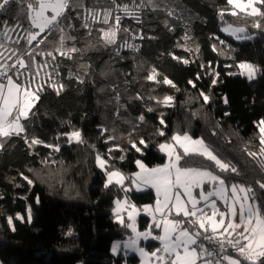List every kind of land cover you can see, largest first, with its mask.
Wrapping results in <instances>:
<instances>
[{
	"label": "trees",
	"instance_id": "obj_1",
	"mask_svg": "<svg viewBox=\"0 0 264 264\" xmlns=\"http://www.w3.org/2000/svg\"><path fill=\"white\" fill-rule=\"evenodd\" d=\"M84 3L97 10V22L90 19L85 29L81 25L87 13L83 9L71 12L75 27H66V34L76 40H66L62 49L67 52L74 44L82 51L61 55L56 50L58 31H46L31 44L16 46L26 63H32L38 52H52L55 82L40 88L34 115L23 121L26 132L7 139L0 150L1 262L139 264L135 254L111 253L116 239L131 235L114 215L115 200L128 194L135 204L144 205L154 203L156 195L150 188L125 192L115 183L105 188L106 171L97 165L96 157L100 154L108 161L107 170L132 174L138 169L137 160L149 166L163 164L166 155L159 145L171 141L176 133L202 138L238 174L221 172L213 161L197 154L184 156L182 166L210 169L228 184L251 186L264 210V189L257 184L264 182V170L257 163L264 157L249 155L259 152L257 124L264 120V28L252 27L258 18L230 15L232 6L227 0H152L151 4L148 0L143 4L142 0H116L120 9L111 0ZM26 4L22 0L6 6L0 20L28 30ZM124 4L133 15L125 14ZM105 8L112 9L108 24L100 22ZM77 15L81 18L76 19ZM117 15L122 18L119 27L127 31L118 33L116 44L105 46L99 29L114 25ZM221 20L243 25L252 38L236 41L221 30ZM4 29L0 24V33ZM29 51L31 56L25 54ZM14 61L10 58L2 64L7 67ZM243 61L259 68L257 78L249 80L239 74L237 65ZM23 69H18L21 82L28 79ZM16 72L12 69L8 75ZM149 75L155 78L149 80ZM165 77L171 85L163 82ZM61 84L64 87L57 94ZM166 96L173 97L169 105L162 103ZM74 131L80 132L82 142L70 141ZM32 139L41 143L31 144ZM141 139L147 147L139 143ZM29 208L31 223L27 222ZM17 214L24 217L23 222L15 219ZM9 216L15 231L7 222ZM149 223L148 216L139 217L141 229ZM185 227L198 231L194 224ZM200 232L198 243H203L205 233ZM147 246L154 250L160 243L152 240Z\"/></svg>",
	"mask_w": 264,
	"mask_h": 264
},
{
	"label": "snow or ice",
	"instance_id": "obj_2",
	"mask_svg": "<svg viewBox=\"0 0 264 264\" xmlns=\"http://www.w3.org/2000/svg\"><path fill=\"white\" fill-rule=\"evenodd\" d=\"M22 0H0V11L6 9V6L10 4H19ZM134 2V0H133ZM151 4L152 0H148ZM111 4L116 5V0H111ZM143 4V0H142ZM227 4L233 7V11L230 13L232 16H241L247 18H258L254 20L252 27L264 28V0H227ZM117 9H120V5H116ZM83 9L87 15L83 16L84 23L81 25L83 28L88 29V21L91 19L93 22L96 21L97 10L93 7H86L84 0H27L25 18L30 23V28L27 31L28 43L36 41L37 37L41 33L46 31L51 34L53 31L61 33L59 40V48L61 55H67L70 53H77L82 51L73 44L72 47L67 48V52L62 51L65 46L66 40L75 41L76 37L73 35L66 34L67 28H74L72 24L73 17L70 15L71 12ZM122 10L126 15H133L129 11V6L124 4ZM112 9L105 8L103 10V20L100 21L103 24H108L111 17ZM172 13L169 12V15ZM221 19H223L224 12L220 13ZM76 19L81 17L77 15ZM121 16L117 15L114 17L115 24L109 25L107 29L100 28L99 32L102 33L101 39L105 46L113 45L117 43L118 33L120 31H127V29H121L119 27ZM137 19H139L137 17ZM65 22H67L65 26ZM0 24L4 25L5 31L0 35L7 37L8 31H15V28H9L6 20H0ZM21 25L17 24L16 27ZM35 28L38 31L33 32L30 29ZM224 31H227L230 35L236 36L237 33L246 32V28H233L232 25H228ZM91 35V32L88 33ZM238 39L241 37H237ZM243 39H251V36H244ZM10 39V37H9ZM44 39L38 41V45L44 43ZM187 39V37H186ZM223 43V41H221ZM4 44L0 43V48H3ZM215 50V46H214ZM35 51V49H33ZM3 54L0 53V56ZM16 55V52H13ZM31 56V53H26ZM48 56H52V52L47 53ZM10 58V57H9ZM34 59V57H32ZM71 59V55H68ZM55 59V57H53ZM187 63V61H185ZM19 68L26 69L28 65L23 59V55L17 56L16 62L12 65L0 64V78H6L5 82H0V150L4 148L7 139L13 136H21L26 132V126L22 121L29 119L32 113V108L35 106V101L40 99L41 89L37 87L35 91H30L32 87L31 82L20 83L17 79H13L12 75H8V72L12 69ZM240 69V75L246 76L249 80H252L256 73L259 71L257 66L248 63L241 62L237 65ZM154 71V70H153ZM17 72L19 70L17 69ZM236 73H230L235 75ZM22 75V73H20ZM217 75H219L217 73ZM149 80L154 79L153 75L147 77ZM164 83L172 84V81L164 78ZM191 83V81H189ZM216 80H213V84ZM175 87V85H172ZM63 85L57 89H63ZM201 95H204L201 93ZM209 99L208 96H204L205 102ZM173 100V97H164L162 103L169 105V102ZM227 103V98H225ZM152 111L151 108L148 109ZM144 117L141 116L140 120L143 121ZM164 124L163 119L160 121ZM257 128L260 134V149L259 152H249L252 157H264V120H261L257 124ZM160 135H164L163 131H160ZM25 142L27 143V137ZM75 138L77 142L81 141V134L79 131H74L69 134V139ZM110 139H114L110 137ZM171 141L174 143H164L159 145L161 152H164L168 157V162L163 165H157L156 167L149 168L142 161H135L139 171L132 174L131 177H126L119 170L106 172L107 181L104 185L108 188L109 185L115 183L116 185L123 188L125 192L131 190L129 187L124 186V181L130 179L131 184L136 187L137 191L143 190V187H150L156 192V203L153 205H144L143 210L145 214L152 217V224H149L146 231H138L136 227V216L139 215V209L135 204H131L127 197L124 201L116 200V208L113 212L116 215L117 221L122 225L129 228L134 236L129 237L127 241L123 243L124 249H131L138 252L143 259V264H152L153 258L159 262V264H198L199 261H203V264H213L212 259H205V257H214L217 253L209 251L203 243L198 244V238L201 236V232H192L188 228L182 227L185 220L189 224L198 225L199 229L203 230L204 233H208L209 230L215 235H204L203 239L210 242H215L219 245L221 252H226L225 244L235 249L239 257L243 258L247 264H264V210H262L260 204L256 202L255 191L251 186H245L242 184H232L230 186L231 198L228 197V187L225 184V180L219 175L214 174L211 171L198 169V168H185L180 166V161L184 156L191 154H197L205 157L206 159L213 161L217 168L221 172L231 171L237 173L238 170L229 163L220 160L209 148L205 145L203 139L194 140L190 135L184 133L174 134L171 137ZM41 141L32 139L31 144H38ZM141 145L145 144V141L141 139L139 141ZM31 144L29 146H31ZM132 146L139 152L140 148L137 147L135 142H132ZM177 148L183 150V154L177 151ZM59 149L57 148V151ZM111 152V149H109ZM124 159L123 156L120 157ZM96 163L104 169L108 163L107 160L103 159L100 154H97ZM257 163L264 170V159L257 160ZM27 179V177H25ZM31 184L32 181L28 180ZM206 183H212L217 185L210 191H204L203 186ZM257 184L261 189H264V182L257 181ZM200 189L199 198L193 195V189ZM182 190V191H181ZM243 194L242 196L240 194ZM188 197L185 201L183 197ZM211 197H216L224 202L227 211H220L217 207L216 199L211 200V204H206V207L211 208V215H208L204 208L198 207L201 200L209 201ZM231 199V203H229ZM39 199L37 198V203ZM191 205L189 208L188 205ZM237 205L239 207H237ZM131 209L127 212L128 220L130 223L125 224L120 213L127 209ZM175 212V216H183L184 220H179L169 217ZM157 213L160 214L161 219H157ZM199 213V215H198ZM219 217V219H217ZM193 218V219H189ZM21 222L24 221V217L17 214L16 218ZM31 209L28 210L27 222L31 223ZM7 222L11 226L12 231H15L13 224V217H7ZM161 229V234L154 235L153 229ZM223 230V231H221ZM69 236L72 235L71 230L67 233ZM235 234V238H233ZM151 237L154 240L160 242V247L156 248L155 251L146 252L144 248L139 247V240L141 238L147 240ZM223 237V238H221ZM121 249V243L116 242L112 245L111 251L113 255L118 254ZM170 258V259H169ZM222 259L227 261V264H242L241 259L234 258L230 255H223ZM215 264H221L220 259H216Z\"/></svg>",
	"mask_w": 264,
	"mask_h": 264
},
{
	"label": "rangeland",
	"instance_id": "obj_3",
	"mask_svg": "<svg viewBox=\"0 0 264 264\" xmlns=\"http://www.w3.org/2000/svg\"><path fill=\"white\" fill-rule=\"evenodd\" d=\"M234 9H233V7H232V11H233ZM221 22V30L225 33V34H227V35H229V36H231L232 38H234L236 41H239V42H241V41H245V40H248V39H243L242 37H244V36H250V35H248L247 34V30H246V32H244V33H237V35L236 36H233V35H230L227 31H224V29L228 26V25H232V27L233 28H245L243 25H240V24H232V23H230V22H228V21H224V20H221L220 21ZM9 28H15V31H8L7 32V37H5V36H2L1 35V39H0V43H3L4 44V47L3 48H0V53H2L3 55L2 56H0V62L1 63H3V62H5V61H8L10 58H15V61L12 63V64H14L15 62H16V59H17V56H19V54H18V51H17V49H16V46H17V44L18 43H22V42H24V43H26V45H27V41H28V39H27V31L26 30H24L21 26L20 27H16V26H13V27H9ZM4 31H5V29H4ZM3 31V32H4ZM31 31H33V32H36V31H38V29H35V28H33V30H31ZM41 34H43V33H41ZM241 37V38H237V37ZM9 37H10V39H9ZM39 37V36H38ZM38 37H37V39H38ZM16 52V55H13V52ZM26 53H30V51L29 52H26ZM25 53V54H26ZM47 53L48 52H46V51H43V52H38L37 53V55L34 57V59H32V63L30 62V63H26L27 65H28V67L26 68V69H23V70H25V72H23L24 74V76H26L27 78V81L25 80L24 82H21L20 80H18V82H20V83H28V82H31V85H32V87L30 88V91H35L36 89H37V87H39V88H42L45 84H50V85H54V82H55V80H54V76H53V69H54V67H53V64H52V62H51V57L50 56H48L47 55ZM20 55H23V58H26L25 57V55L24 54H20ZM10 57V58H9ZM243 62H248V63H251V62H249V61H243ZM251 64H253V63H251ZM254 65V64H253ZM258 68V67H257ZM16 69H19L20 70V68H19V65H17L16 66ZM258 73H259V71L256 73V75H255V77L252 79V80H254L255 78H257V76H258ZM10 75H12L13 76V79H17V76L19 75L18 74V72H16L15 74H10ZM242 76H244V75H242ZM244 77H246V76H244ZM247 78V77H246ZM0 82H5L6 83V79L5 78H0ZM36 103H37V101H35V105H36ZM34 108V107H33ZM33 108H32V110H33ZM23 122V121H22ZM24 123V122H23ZM177 134V133H176ZM180 134V133H179ZM180 135H183V134H180ZM188 135H190V134H188ZM191 136V135H190ZM194 140H196V139H202V138H197V137H193V136H191ZM71 140H76L75 138H73V139H71ZM204 141V140H203ZM164 143H174V142H172V141H168V142H162L161 144H164ZM205 143V142H204ZM205 145H207L206 143H205ZM208 146V145H207ZM208 148L211 150V148L208 146ZM177 151L178 152H183V150L182 149H179V148H177ZM212 151V150H211ZM213 152V151H212ZM164 153V152H163ZM214 153V152H213ZM165 154V153H164ZM215 154V153H214ZM166 155V154H165ZM216 155V154H215ZM217 156V155H216ZM218 157V156H217ZM220 160H222L220 157H218ZM140 161H142V160H140ZM223 161V160H222ZM147 167H149V168H153V167H156L157 165H155V166H149V165H147L144 161H142ZM168 162V157H167V155H166V161L163 163V164H165V163H167ZM181 162V161H180ZM224 162V161H223ZM163 164H159V165H163ZM180 166L181 167H185V168H198V169H204V170H208V171H211V172H213L212 170H210V169H205V168H201V167H195V166H191V167H188V166H182L181 164H180ZM102 170H104V171H106V172H108V171H114V170H119L120 172H122L126 177H131L132 176V174L133 173H135V172H137V171H139L140 169L138 168L136 171H134L132 174H127V173H125L123 170H120V169H108L107 170V168H106V165H105V168L104 169H102ZM214 174H216L215 172H213ZM216 175H218V174H216ZM222 178V177H221ZM106 181H107V175H106ZM225 184H226V186L228 187V192H227V195H228V197L229 198H231V190H230V186L232 185V184H228V183H226V181H225ZM124 186L125 187H129V188H131V190L130 191H133V190H136V187L135 186H133L132 184H131V181H130V179H126L125 181H124ZM217 185H214V184H212V183H206L204 186H203V188H204V191H210V190H213V188L214 187H216ZM142 188H143V190H145V189H149L150 187H143L142 186ZM150 189H152V188H150ZM143 190H141V191H143ZM153 191H154V193H155V195H156V192H155V190L154 189H152ZM129 191V192H130ZM137 191V190H136ZM182 191V190H181ZM199 191H200V189H193V195H195V196H197V198H199ZM241 196L243 195L242 193L240 194ZM125 197H127V199H128V201L131 203V204H135L131 199H130V197H129V195L128 194H126L123 198H118L119 200H121V201H124V199H125ZM118 199H116V200H118ZM156 199H157V197H156ZM156 199H155V202L154 203H148V204H144V205H153V206H155V203H156ZM183 199L185 200V201H187L188 200V197H183ZM212 199H216V202H217V207L220 209V211H227V209H226V207H225V204H224V202L222 201V200H220V199H217L216 197H211L210 199H209V201H203V200H201V202H200V204L198 205V207H200V208H204V211L208 214V215H211V208L210 207H206L205 205L206 204H208V205H210L211 204V200ZM115 200V201H116ZM229 203H231V199H229ZM136 205V207H137V209H139V215L138 216H136V227H137V229H138V231H141V232H143V231H146L147 229H148V227L147 228H145V229H141L140 228V225H139V217L141 216V215H145V216H148L149 218H150V223L149 224H152L153 223V221H152V217L150 216V215H147V214H145V212H144V210H143V206L144 205H137V204H135ZM188 207L190 208L191 207V205L189 204L188 205ZM237 207H239L238 205H237ZM114 208H116V204L114 205ZM131 209L129 208V209H127V210H125V211H122L121 213H120V215H121V217L123 218V220H124V222H125V224H127V223H130L131 221H129L128 220V215H127V212L128 211H130ZM157 215V219L159 220V219H161V216H160V214L159 213H157L156 214ZM198 215H199V213H198ZM170 219H172V218H175V219H179V220H184L185 218L181 215V216H175V212L173 211V214L169 217ZM117 219V218H116ZM189 219H193V218H189ZM217 219H219V217H217ZM187 223V221L185 220V222L183 223V225H182V227H185V224ZM195 225V224H194ZM197 227V230L200 232V230L201 229H199V227H198V225H196ZM186 228V227H185ZM203 231V230H202ZM210 231V230H209ZM221 231H223V230H221ZM153 234L154 235H159V234H161V229H153ZM132 236H134V233H132V231H131V235L130 236H128V237H126V238H124V239H116L113 243H112V245L114 244V243H116V242H120L121 243V249H120V251L118 252V254H116V255H114V256H118V255H120V254H129V255H131V254H135V255H137L138 257H139V264H143V259L144 258H142L141 257V255L138 253V252H136V251H133V250H131V249H124L123 248V243L125 242V241H127L128 239H129V237H132ZM152 240H154V239H152L151 237H149L147 240H145V239H143V238H141L140 240H139V247H141V248H144L145 249V251L146 252H152V251H155V249L154 250H149L148 249V246H147V243L149 242V241H152ZM156 241H158V240H156ZM159 242V241H158ZM160 243V242H159ZM199 244V243H198ZM160 247V246H159ZM206 247V246H205ZM112 248V247H111ZM158 248V247H157ZM207 248V247H206ZM111 253H112V251H111ZM113 254V253H112ZM230 256H232V257H234V258H238V259H241V261H242V264H247V262L246 261H243V258L242 257H239V255H233V254H231ZM170 259V258H169ZM205 259H211L210 257H205ZM0 264H3L2 262H1V260H0ZM125 264H127V262L125 261ZM152 264H159V262H157L154 258H153V260H152ZM198 264H203V261H199L198 262ZM213 264H215V262L213 261Z\"/></svg>",
	"mask_w": 264,
	"mask_h": 264
},
{
	"label": "built area",
	"instance_id": "obj_4",
	"mask_svg": "<svg viewBox=\"0 0 264 264\" xmlns=\"http://www.w3.org/2000/svg\"><path fill=\"white\" fill-rule=\"evenodd\" d=\"M204 235L218 236L219 233L212 234L211 231H209L208 233H205ZM221 238H223V237H221ZM233 238H235V236H233ZM203 244L208 248L209 251H213V252L217 253L216 256L210 257L214 262L216 261V259H220L221 264H227V261H224L222 259L223 255H231V254L238 255L237 251L227 244H225L226 252H221L219 249V245L217 243H215L214 241L210 242L208 240L203 239Z\"/></svg>",
	"mask_w": 264,
	"mask_h": 264
},
{
	"label": "crops",
	"instance_id": "obj_5",
	"mask_svg": "<svg viewBox=\"0 0 264 264\" xmlns=\"http://www.w3.org/2000/svg\"><path fill=\"white\" fill-rule=\"evenodd\" d=\"M0 64H2V63H0ZM6 67V66H5ZM208 249V248H207Z\"/></svg>",
	"mask_w": 264,
	"mask_h": 264
}]
</instances>
